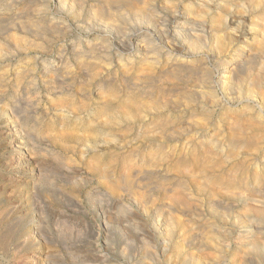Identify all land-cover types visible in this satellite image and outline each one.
I'll list each match as a JSON object with an SVG mask.
<instances>
[{"label":"rangeland","instance_id":"rangeland-1","mask_svg":"<svg viewBox=\"0 0 264 264\" xmlns=\"http://www.w3.org/2000/svg\"><path fill=\"white\" fill-rule=\"evenodd\" d=\"M22 2H25V3H22ZM80 2H82L85 6L91 3V1H89V0L88 1L87 0H80ZM26 3H28V4H26ZM10 4H12V6H15V10L18 11V12L15 11L16 13H19L23 6H25V7L27 6L25 8V11L29 8L28 10L30 11V13L28 10H27L28 12L27 11L26 12H27V15L30 17H26V18H27V20H32V21L39 20V18L37 16V12L40 9L47 8L46 13L49 14L48 17H50L52 15V13H54V11H55L53 0H23V1L0 0V5H1L0 8L1 9L4 8L5 6H11ZM20 6H21V8H20ZM236 9L237 8H235V9L233 8V10H232V8H231V14H234V16L239 17L237 19H240V20L248 19V16L246 15V13L244 14V12H242L241 10H238V9L236 10ZM32 10H33V12H31ZM34 10H36V12H34ZM236 12L238 14H236ZM228 17L230 18V20H229L230 22L227 20L229 22V26L234 27V25H236V24L235 23L233 24V22L231 21V20H234V18H231V16H228ZM182 18H183V15H180L179 20H182ZM18 19L19 18H17L15 21L17 22ZM68 19H71V18L69 17ZM18 22H21V20H18ZM67 22H68V20H67ZM71 25H72V23H71ZM82 26H83V24L81 23L80 27H82ZM72 27H71V32L74 31V32H72L73 34H78V32H80L79 30H81L80 28L77 29L76 26H75L76 28L74 26H72ZM245 29L248 30V25L244 26V22H243L242 31L246 32L247 30H245ZM238 31H240V28H239V30H237V32H236L237 34L235 33V34H232V36H231L232 40H233L232 44L233 45L235 44V48H237V46L240 45V42L241 43L242 42L246 43L248 41L250 42V39H251L249 34H247V35L245 34V36H243L242 33L238 32ZM19 32H20V30H19ZM29 33H30V35H29ZM31 33L33 34V32H30V31H28L27 33H22L23 36L24 35L26 36V37L24 36L25 41L28 42L26 44V45H28V48H29V49H26V51L29 53L28 56L33 57V54H34V52H36L35 50H37V47L40 46V48H41L43 46L40 50V53L42 54V58L39 59L38 63L42 62L43 58L47 59V63L39 64L36 67L37 69L34 67L32 70L33 73L34 72L37 73L36 74L37 75L36 81L38 80L36 82V85H37L36 89L32 90L35 92V93H33V96L32 95L31 96L25 95V98H23L22 96H18V95L16 96V94H14V93L12 94V89H11V87H9L11 84L10 81H13V78H14L13 72L15 73L20 68L17 65L18 63L16 62V59H14L17 56L16 57L10 56V58H9L10 60H8V57H7V58L3 59L5 62L2 60L0 63V74L2 76L5 75V76H3L4 82L2 81L3 87H2V90H0V92L2 91L0 93V97H1L0 98V233H1V238H0V264H145L147 262L149 264L150 263H153V264H165L166 263V264H168L169 263L168 261H170V264H173V262L174 261L176 262V259L178 260L179 258H180L179 260H183V259L185 260V258H186V260H188L187 257H193L194 253H195L194 258H195V255H197V258H199L198 259L199 261H206V262L208 261L209 262L210 260H208L209 259L208 257H210V256L208 254H207L208 256H203V255H206L205 253H210L211 250L216 251L217 249L216 250L212 249V247L210 245H208L209 244V242H208L207 245L210 246V249L206 250L208 248L206 246V242H207L206 239L203 240V242L205 244L203 243V246L202 245L199 246L200 240H201L200 237H206L207 234H208L207 235V237H208L209 233H211V231H214V228H216V229L218 228V230H216V231H219V229H220L219 232H222V233L225 232L224 233L225 235L229 230H231V231H229L230 233L231 232L236 233V231H241L240 235H244V236L248 235L251 232H255V231L256 232H262V235H264V221L262 222L261 227L259 229L254 228V226H256L255 224H253V225L251 224L250 216L253 213L251 214V211L248 209L250 205H249V203H248L249 201L246 199V197H243L242 195L240 196L238 194H231L230 195L228 193L226 194V192L225 193L221 192V194H220V192H218V191H221L222 189L219 190V188H216V191L218 193H215V190H214V192L211 190L212 194L215 193L214 195L211 194L213 197L212 198L211 195L209 194V192H210L209 189H211V187H213V186H211L210 184H208V186L205 184L206 187L202 186V185H204L203 182L205 181V178H206V181L208 183L207 177H209L211 175L219 176V172H221L220 177H226L225 174H227V176H228L232 172L236 171L238 168H242V172L237 174L238 178L241 177V183H242L241 186L248 187L249 184H251V183L254 184V183H256V181L257 182L260 181V178H253L252 173L253 172L254 173H264V171L263 172L261 171V170H264V168L261 167L262 164L259 163V161L256 163L257 165L251 164V161H249V159L251 157H248V156L249 155L251 156L252 152H250L249 150H248L249 152H246L247 148L244 149V147H242V148L244 149V151L246 150L245 152H243V150H241L242 148L238 149V151H237V149L232 151L225 144L226 139H227V137H225V136H228V134L230 132V129H229V131H227V129L229 127L231 128V125H229L231 120L230 119L227 120V118H225L226 117L225 114L223 115L224 117L222 115H220L223 113H226V114L228 113L227 116L229 115L230 117H233V114L235 115L236 113L241 112V109L243 110L245 107L247 109L251 108L249 106L254 107L253 111H258V108H257L258 106L254 105V101H251V102L248 101L247 102L246 100H249V98H247V96L245 97V94L242 95L243 92L241 94H239V96H237L236 94H232V95L231 94H228V95L225 94V96H224V93L222 91H220V89L218 87H217L218 89L216 87H214L212 90H210L211 92L208 90L209 91L208 96H210V93H211L212 97L211 96L210 97L212 99L206 95H204V97H199V96L197 97V95H193V99L192 98L188 99V98H185L183 93L180 94L181 96H179V94H175V96L168 94V97L167 96H166V98L164 97L165 100H164V98H162L163 101H166V99H168L167 100L168 104H166L167 102H165L164 105L161 104V106H160L161 108L158 110L160 112V116L158 118L161 120V118L163 117L162 120H165V119L170 120L167 123H168V126L171 124V126H169V128L173 129L172 132L167 131L166 134H164V136H163L162 132H159V135L161 134L159 136L157 134L158 131H155V132H157L156 133L157 135L154 134L153 128H151V125L149 124V117H150L149 114H148V116L143 117L142 121L144 124L142 126L143 127L142 132L140 134H138V132H137V128L139 125L137 124L136 121L132 122V120H133L132 118H126L127 119L126 121L124 120L125 119L124 118V119L120 120L121 122L115 121L116 124H115V122L114 123L112 122L113 123L112 125H115V126L114 127L111 126V123H110L111 127L109 126V124L107 125L108 126L107 127L105 124L106 121H104L105 123L103 124V120H105V118L102 117L103 119H101V117L95 116L89 109L96 106L97 104L103 103V101H106L107 104L116 105L121 101L120 100L121 98L122 99L124 98V96L127 92L132 91L131 83H129V82L125 83L122 81L120 83V81L118 80V78L119 79L121 78L119 76H120V74H121L120 72L122 70H121V68H118V64L114 61V60H116V57L114 59L113 51L111 50V56L109 57V59H106L107 61L105 59H101V58L98 60L96 66H95V71L96 72L98 71L97 73H99V72L100 73L96 74L97 76L96 75L91 76V74L89 75L87 73L86 74L81 73V72L79 73L77 71V68H75L76 67L75 60L73 61L75 55H73V53H71L70 51L65 50L66 48L62 49L64 51H61L60 53L63 56V61L61 62V66H60V68H58V71H59V74L62 72L60 75L63 78L60 80L59 79L60 75H58L59 78L58 77L55 78L51 74H48L49 77H47L48 75L40 77L39 72H40V68L43 67V65H46L47 69L51 70L53 68H57L55 65L57 63V61L55 60L56 57H54L55 54H54V56H52L51 53H48L49 50H51L50 49L51 47L49 48L50 42L47 39H46V41H48L49 43L44 41L45 38H47V37H45V38L41 37V39H40L39 35H37L35 33H34V35H32ZM35 35H36V37H35ZM90 36H92V35H90ZM87 37L88 36L83 35L84 39ZM236 41H238V42H236ZM107 44H108V42H107ZM114 45H115L114 42L110 43L111 49L113 48ZM33 46H34V48H32ZM50 46H51V43H50ZM54 49L56 50V47ZM206 50L207 49L204 48L205 53H206ZM214 52H215V50L211 52L212 55H211V53L206 54L207 57L205 55L204 56L202 55L201 56L202 58H200V62L198 61V63H197L199 70H201V69L205 70L207 68L206 70H208L207 72L210 73L211 77L217 75L218 70H220V68H221V66L218 64L220 61H222L225 58L224 55L219 54L217 56L218 53L215 52L216 53L215 54ZM84 53L87 54V51H84ZM13 59H14V61H13ZM217 59H219V60H217ZM108 62H109V64H108ZM14 64H16V67ZM102 64H103V66H101ZM105 64H107L108 66L107 65L105 66ZM110 64H111V66H110ZM199 65L202 67H200ZM4 66L6 67V69ZM7 66H9V67H7ZM65 67H67V68H65ZM98 67L101 68L103 71L101 69H98ZM69 68H70V70H68ZM13 70H15V71H13ZM64 71H65V73H63ZM68 72H69V74H68ZM71 74H73V76ZM65 75H68V76H65ZM85 76H87V78ZM37 77H39V78H37ZM44 78H47L48 81L49 80L50 81L47 82V80H45ZM53 78H55V79H53ZM76 78H78V79H76ZM104 78H107V79L104 80ZM108 78L110 79L109 81H108ZM51 79H53V80H51ZM56 79H58L59 81ZM80 79H81V82L85 81L86 83L85 82L80 83L79 82ZM82 79H84V80H82ZM5 80L7 81V83ZM62 80L64 81V83L67 82L66 83L67 85H65ZM112 80H114V81H112ZM72 81H73V83H72ZM56 82H59V83H56ZM49 83L50 84L53 83L52 84L53 86L50 85ZM107 83L108 84L111 83V84H115V85L108 87ZM44 85H45V88H44ZM47 86H50V87H47ZM67 86H70V88ZM101 86H102V88L100 89ZM58 87H60V88L57 90ZM62 87H63V90H61ZM64 87H66V88H64ZM111 87L115 90V92H113V93L110 92L109 88H111ZM168 87H171V85L170 84L167 85V88ZM0 88H1V86H0ZM47 88H49V89H47ZM53 88L56 89V92ZM118 88H119V90H118ZM188 89H189V91L192 90L191 88H187V90ZM53 90H54V92H53ZM59 90H61V91H59ZM98 90L99 91L102 90V91H100L101 93ZM10 91H11V93H10ZM77 91H79V92L77 93ZM5 93H6V95H5ZM36 93H38V94L40 93V94L38 95ZM58 93H60V95ZM63 94H64V96H62ZM80 94H82V95H80ZM101 94L107 95L108 97L103 96L105 98L104 99ZM56 95H58V96H56ZM7 96L11 99H9ZM14 96L16 98L18 97L17 99H19V100L26 99V98H27L26 100L29 99L28 101H25V102H28V105H27V103L24 104L25 107L26 106L28 107V108L26 107L27 112L22 113L23 115L25 113H27L26 117H25V115L23 116L21 113H18L16 111L12 112L15 107L19 108L22 105L20 103L22 101H17L15 103H18V105L16 104L15 107H13V109H12V104L14 106L15 103H13V102L16 100V98ZM59 96L60 97L62 96L61 99L59 98ZM66 96H69V97H66ZM171 96H172V98H171ZM182 96H184V98ZM227 96H229V98H226ZM72 97L76 98L77 100L78 99L79 100H85L88 106H87L86 110H84L85 113L83 112V113L79 114V116L76 115L77 114L76 113L75 114L76 116H73V117H72V114L67 113L68 117H66V119H65L62 114L66 115L65 114L66 112L61 111L60 107H58V108H54V107H57V102L59 101V99H60V101H62V99L65 100L64 98H66V99L71 98L72 99ZM207 97L210 99H208ZM240 97L244 100L238 99ZM12 98H14L13 101H11ZM56 98L58 101L56 100L57 102L55 104L54 100ZM205 98H206V100H205ZM207 99H208V101H207ZM96 100H98V101H96ZM189 100H190V102H188ZM203 100H205L206 102ZM48 101H49V103H48ZM209 101H210V103H209ZM32 103H34V105H32ZM182 103H184V104H182ZM197 103H198V105H197ZM246 103H247V105H246ZM256 103H257V101H256ZM185 104L188 106H186ZM30 105H32V106H30ZM169 105L173 106V107L171 108V107H169ZM244 105H245V107H244ZM50 106H52V107H50ZM199 106L201 108H205V109L207 108L206 111H208L209 114H207L208 112H206L205 115H204V113L200 114L199 111L201 108ZM239 108H240V110H238ZM246 108L244 109L245 111L247 110ZM29 109H30V111H29ZM187 109L189 112L192 109L195 110V111H193V110L191 111L193 115H191V116L188 115ZM211 109H212V111H210ZM57 110H58V112H57ZM224 110H225V112H224ZM237 110H238V112H237ZM51 111H52V113H50ZM53 112L54 113L56 112L57 115L54 114ZM60 112H62V114H60ZM194 113H196V114H194ZM185 114H187V115H185ZM59 115L61 117H59ZM145 117H146V119H145L146 121L144 120ZM165 117H167V118H165ZM185 117L187 119H185ZM220 117L222 119L224 118L223 121ZM22 118H23V121H22ZM60 118H62V119L60 120ZM73 118H75V119H73ZM77 118H79V119H77ZM96 118H98V119H96ZM190 118H192V120H190ZM91 119H92V121H93V119H95V122H92ZM100 119L102 121H99ZM193 119H194V121H196V123H193ZM243 119L244 118H242V120ZM81 120H83V121H81ZM85 120L86 121L88 120V121L86 122ZM130 120H131V122H128ZM186 120H188V121L185 123L184 121H186ZM39 121H40V123H39ZM60 121L63 123H61ZM36 122L38 123V125ZM89 122H90V124H89ZM169 122H171V123L169 124ZM50 123L53 124V127H49V129H46L47 125ZM96 123H97V125H95ZM98 123L99 124L102 123L104 128L102 127V124H100V126H99ZM118 123H120V124H118ZM187 123H188V126H186ZM18 124H20V126ZM32 124H33V126H32ZM85 124L86 125L88 124L89 127L92 124V126L95 127L94 129L100 127L103 130V133L107 132L109 134H112V135L108 134L109 139L111 137H114V138L118 137L117 138L118 140L113 139V138H111L109 140V139H107L108 136H105L103 133H101V136H98V138L96 139L97 136H95L94 134L95 133H96V135H100V134L99 133L97 134V132L95 130L91 129V128H93L92 126L90 128H85ZM189 124H190V126H189ZM175 125H177V128ZM182 125H183V127H182ZM27 126H29L30 128ZM43 126L45 128H43ZM200 126L202 128H200ZM16 127L20 128V129L17 128L19 133L15 132L14 128H16ZM146 127H147V129H146ZM149 127L151 129H149ZM189 127H190V129H189ZM23 128H25L24 130H27V128H28V130L26 131L27 133L23 130ZM127 128H129V129H127ZM185 128H186V130H185ZM34 129H37L36 131H38V132H36ZM72 129L74 131L76 130L75 132H79V133L82 132L83 135L79 134V133H75L74 131L71 132ZM130 129H131V131H129ZM180 129L181 130L184 129L186 132L182 130L183 132L181 131L182 132V134H181ZM41 130L43 131L42 133H41ZM21 131L24 132V136L27 134V137L25 136L26 138L23 135H20V134H22ZM85 131H87V134L85 133ZM93 131L95 132L94 134H93ZM178 131H179V133H178ZM29 132L33 136L31 134H29ZM56 132L60 133L59 136ZM61 132L64 133L63 135L65 136V138L69 137L70 133L71 134H77V135L81 136L84 139V141L81 140L82 143L84 142L83 145H82V143L75 142V140H73V139H71L73 141H71L70 139H67L66 144L69 147H70V145H72L71 148H73V149L68 150L69 147H67V145L65 144L64 149L66 151L63 150L62 149L63 146L59 143H55L57 140L54 141L55 139L53 140L51 138V137H56L57 139L58 138L62 139L60 137V135H62ZM89 132H91V134ZM148 132L150 134L153 133L152 136L150 134L148 135V136H151L152 138L147 136ZM38 133H40L41 136ZM44 133L49 134L50 138L48 135H47L48 137L45 136ZM135 133H137L138 135H136ZM169 133H171V134H169ZM199 133L201 135L202 134L203 135L202 136L199 135L201 137H199V136L196 137ZM28 134L31 135L32 137H30ZM43 134H44V136H42ZM142 134L146 135V137L144 135L141 137ZM193 134H194V136H193ZM211 134H213V136H215L218 140L222 141V144L220 145V148H219L220 150L213 151V154L215 153L216 156H218V157H216L215 154L214 155L208 154L209 155L208 156L205 148L199 147L197 145H196L197 147L193 148L195 145L191 144V143H194L191 141H194L195 138L197 141H199V140L201 141L202 138H203V140H205ZM220 134H222V136ZM66 135H67V137H66ZM91 135L92 136L94 135L95 137L94 136L92 137ZM34 136H36V137H34ZM87 136H89V137H87ZM103 136L106 138H104ZM91 137L93 139L95 138L94 140L92 139L94 142H92ZM157 137H158V139H157ZM160 137H162L163 139L159 140ZM164 137H165V139H164ZM168 137H169V139H168ZM182 137L185 138L184 139L185 141H183ZM47 138L50 139L51 143ZM86 138H89V139H86ZM101 138H103V139H101ZM131 138L135 141H130V140H132ZM172 138H174V139H172ZM170 139H172V140H170ZM87 140H89V141H87ZM111 140L113 141L112 143L109 142ZM32 141H33V143H32ZM68 141H69V144H68ZM117 141H119L118 142L119 144H117ZM153 141H155V142H153ZM223 141H225V142H223ZM57 142H59V141H57ZM73 142L78 143V145L77 144L74 145L75 143L71 144ZM126 142H129V143H126ZM142 143H143V145H142ZM183 143H186V144H183ZM85 144L87 145L86 148L84 147ZM79 145H80V147H79ZM117 145L119 146V148ZM159 145H160V147H159ZM263 145H264V143H263ZM27 146H29L30 148ZM33 146L35 148H32ZM81 146L84 148H81ZM133 148H135V149H133ZM263 148H264V146L262 147V149L260 148L261 149L260 151H263V152H261V154L264 153ZM25 149H27V150L31 149L29 151L30 153L28 154V151L25 152ZM40 149L42 150V152L39 151ZM204 149H205V151H204ZM226 149L230 150L229 151L230 154L227 153L228 150L226 151ZM129 151L131 154L129 153ZM155 151H156V153H155ZM163 151H166L165 153L167 155ZM203 151H204V154H203ZM219 151H220V154H219ZM43 152H45V153H43ZM52 152H53V154H52ZM147 152L149 154H147ZM37 153H38V155H37ZM40 153H43V154L41 155ZM231 153H233V154H231ZM44 154H47L48 156L45 155V157H44ZM142 154L144 156H142ZM226 154L227 155L229 154L228 158H226L224 156ZM30 155H31V157H30ZM40 155L42 156V158H40L41 157ZM58 155L59 156L61 155V156L59 157ZM129 155H130V157H133V159L135 160L132 162V164L134 166L133 171L134 172L136 171L139 173V174H137L135 172L137 175H134L135 173L133 174V176H135L133 179L138 180V181L133 180L134 181L133 185L135 184L134 185L135 187L133 186V189L136 191L138 190L137 192L140 193L141 195L143 194L142 195L143 196L142 201L144 199H146V197H147L145 202H142L139 200L137 201L136 199L134 200L133 199L134 196L132 194L131 195L128 194L129 192H127L124 188H122V187L119 188L117 186V183H119V182H117L116 179L119 178L120 172L121 171L123 172V170H122L123 168L121 167V165H119L121 158H123L125 156H129ZM188 155L189 156L193 155L192 156L193 159L197 158V164H195V161L193 162L191 160V157H189ZM235 155H236V157H234ZM34 156H37V157H34ZM54 156H57L56 158L58 161H56V162L58 164L55 163L56 158H54ZM112 156H113V158H112ZM152 156H154V157H152ZM203 156H204V158H203ZM52 157L54 159H52ZM142 157H144V158H142ZM148 157H151L152 159L150 158L151 160H149ZM205 157H206V159H205ZM209 157H211V158H209ZM217 158H220V159H218L219 163L216 160ZM221 158H222V160H221ZM223 158H226L225 159L226 161ZM40 159H41V161H40ZM65 159H67L66 160L67 162H65ZM141 159H143V160L147 159V162L150 161V163H147L144 165L138 164V163H140ZM153 159L154 160L159 159L160 161L159 160H158L159 162L154 161ZM176 159H177V161H176ZM208 159H209V161H208ZM59 160H60V163L62 162L64 164L59 165ZM138 160H139V162H138ZM161 160H165V161L164 162L162 161L163 162L162 163ZM181 160H185V162L188 160L186 162L187 169L191 166L190 169H188V173L190 172V170H192L191 171L192 173L193 172L196 173V171H197V173L195 175L193 174L194 176H192V173H190L191 175L187 176L188 174L186 172H182L180 170V171H177V173L178 174L180 172L181 173L179 175H176V172L174 173L173 170L174 171L177 170L176 167H178V162ZM42 161H44V162H42ZM89 161H91V162H89ZM207 161L208 162L212 161L211 163L214 162L213 164H217V165L207 163ZM222 161H224V164ZM238 161H241L242 163L241 162L238 163ZM92 162H93V164L95 163V165H98V167L101 168L102 172L104 174H106L107 176L103 175L101 177L98 175L97 172H95V171L92 172V168H93ZM135 162H137V163H135ZM87 163L91 164V165L89 164V166L91 167V170H90V167L88 166ZM104 163L106 165L109 163L110 164L106 166ZM154 163H158V164H154ZM204 163H206V164H204ZM38 164H40V165H38ZM193 164H195L196 166ZM199 164H200V166H202V164H203L206 167L208 165L207 168H205V166L200 167V169L203 168L202 169L203 170V174H202L203 176L199 175L202 172V170L199 169V166H198ZM145 165H146V167H145ZM237 165H238V167H237ZM105 166L109 169L106 170ZM149 166H150V168H149ZM194 166L198 167L197 168L198 170ZM209 166L210 167L213 166V168L211 167V169H209ZM102 167H104V168H102ZM218 167H220V168H218ZM145 168H148V169H145ZM173 168H175V169H173ZM245 168H246V170H245ZM258 168H260V169H258ZM41 169H42V172H41ZM103 169H105V170H103ZM212 169H213V171H212ZM38 170L40 171V173H38L39 172ZM109 170H111V171H109ZM148 170H150V171H148ZM251 170H253V171H251ZM106 171H107V173H106ZM140 171H141V173H140ZM211 171H212V173H211ZM108 172H112L113 176L111 173H108ZM117 172H118V174H116ZM198 172H200V173H198ZM227 172L228 173L230 172V173L228 174ZM40 174H41V176H39ZM140 174L141 175L143 174V175L141 176ZM162 174H164V175L162 176ZM138 175H140V177H138ZM115 176L118 178H116ZM136 176L138 179L136 178ZM145 176H146V178H145ZM174 176H177V177L174 178ZM186 176L187 177L191 176V177L195 178L196 180L198 179L199 182H197V184L193 185L192 182L196 183L195 182L196 180L195 179H194V181L189 180ZM112 177H114V178H112ZM109 178L115 180L117 183L114 182L113 180H110ZM151 178H153L152 182H151ZM154 178H156V179H154ZM168 178L169 179L173 178V179H172V181H170L171 179L168 180ZM161 179H163V181L164 180L165 181L163 182ZM202 179H203V182H202ZM157 180H158V182H157ZM179 180L180 181L184 180L183 182H186L188 184L187 185L185 183L187 186L185 185V189L183 190L184 201L189 202V199L192 201V203H188V206H187L188 208H185V210L190 209L192 204L196 205L195 208H194L195 205L194 206L192 205L193 208L191 207L190 210H187L189 212L184 211V206L179 207L180 205H177L179 208L177 206L175 208V206L171 205V202L169 203L167 201V199H168L167 197H169V199H171L170 194L175 192V190H174L175 188H172V187L173 186L175 187L176 182H178ZM118 181H119V179H118ZM148 181H149V183H148L149 185L147 184ZM160 181H162V182H160ZM190 181H192V182L190 183ZM200 181L203 184L200 183ZM172 183H173V185H172ZM198 183L202 184V185H200L201 187L199 186L200 188L198 187V185H199ZM146 184L148 185V187ZM154 184L156 185V187H158L157 185L160 184L159 187L161 190H159V192H156V191H158L159 188L155 187V190H154L153 189L154 187L153 188L151 187V186H154ZM110 185H112V186L109 187ZM113 185H114V187L117 186L118 189H116L114 191L112 189ZM209 185H210V187H209ZM145 187H147V188L145 189ZM186 187L187 188L190 187V188L187 189ZM201 188L203 189V192L205 193V195L202 192ZM213 188L215 189V187H213ZM164 189H166V191H167V192L164 191L165 193H169V191L171 190V193L167 194L169 196L166 195L167 196L166 197V196L162 195ZM145 190L148 192V195L145 192ZM234 190H236V188ZM207 191H209V192H207ZM155 192H156L157 197L154 194ZM206 193H208L207 196H206ZM233 193H235V192H233ZM186 195H188V196L184 197ZM217 195H219V196H217ZM227 195H228V197H227ZM144 196H145V198H144ZM171 196H172V194H171ZM214 196H216V197L214 198ZM222 197H224V198H222ZM235 197H237V198H235ZM207 198H210L211 204H210V200ZM231 198H232V201H231ZM238 198L240 201L235 200ZM240 198H242V200ZM163 199H165L167 202ZM217 199L218 200L220 199L221 201L219 202ZM194 200L197 201V203ZM208 200H209V205H208ZM229 200L231 203L229 202ZM212 201L215 204L212 203ZM222 201L223 202L226 201L225 202L226 204L223 203ZM235 202H236V204H235ZM168 203H169V205H167ZM141 204H143V205H141ZM189 204H190V206H189ZM222 204H224V206ZM228 204L230 205V207L228 206ZM197 205H199V206H197ZM211 205H212V207H211ZM214 205H216V206H214ZM168 206L171 208H168ZM239 206H241L242 208ZM244 206L246 209L244 208ZM180 208H182V209H180ZM172 209H174V210H172ZM214 209L219 211V212L215 211ZM221 209H223L224 211L222 212ZM170 210L173 213L171 216L173 217V223L175 225L174 230H173V234H174V232H175V234L172 235V237L169 236V238H170L169 239L165 233V228L162 227L161 224H165L163 222L165 221V217H167V214H169L171 212ZM165 211H168V212H165ZM249 211H250V213H249ZM144 213H146V214H144ZM223 213H225V215L221 216V214L223 215ZM221 217H222V220H221ZM242 217H243V219H242ZM176 218H177V220H176ZM245 218H248V219H245ZM239 219H240V221H239ZM241 220H242V222H241ZM248 220H250V221H248ZM178 221H179V223H177ZM205 221H208L209 223L205 222ZM180 223H181V225L180 226L178 225L176 227V225L180 224ZM203 224L205 227L207 225L211 224L212 227L209 225L210 227L209 226L208 227L210 229L208 227L205 228L204 226H202ZM153 226H154V228H153ZM213 226H214V228H213ZM250 226H252V228H250ZM150 227H151V229H150ZM203 227L205 228V230H203L204 229ZM193 228H194V231H197V232H194ZM211 228H213V229H211ZM183 229H185V230H183ZM224 229L225 230L227 229L228 231H225ZM200 230H202V232ZM209 230H210V232H209ZM199 231H200V233H199ZM203 231H205V232L208 231L209 233L207 232L206 235L205 234L200 235L201 233H205ZM177 232H178V235H177ZM185 232L187 233V235ZM183 234H185V236ZM2 235H4V236H2ZM165 235L167 238H165ZM203 235H205V236H203ZM235 235H237V234H235ZM7 236H8V238H7ZM15 236L17 238H15ZM4 237H6V238H4ZM193 238H195V239H193ZM232 238L228 241L229 243L226 242V245L228 244V247H227L228 249L225 248V249L221 250V253L219 250H217V252H215L216 254L214 253V255H216V257H217V254L220 257V258H218V257L216 258V259H218V260H216L217 262L218 261L222 262V260H223V262H222L223 264H227V263L232 264L231 263L232 261L230 260L231 259L230 255H232V254L237 255V253H239L238 251L241 250V249H236L238 247L237 242L234 241V237H232ZM161 239H163V240H161ZM185 240H187V241H185ZM198 240H199V244H198ZM1 241H2V243L5 242L4 244H6V243L7 244L2 245ZM160 243L162 244V246ZM201 243H202V240H201ZM165 244H166V246H164ZM163 246H164L165 251L162 250ZM180 246H181V248H180ZM198 246L201 247L199 249V251H198V248H199ZM244 247L245 246H243L242 248L246 249ZM202 248L205 251L202 250L201 253H203V251H204L205 252L204 254L200 253V250ZM175 250H177L176 251L177 255H176ZM178 250H179V252L180 251L181 252L179 253ZM206 251H209V252H206ZM178 253L180 256L178 255ZM219 253H220V255H219ZM185 254L187 255V257L185 256ZM222 254H224L225 257L222 256ZM175 255L178 257L175 258L176 257ZM182 255H184L185 257H183ZM188 255H190V256H188ZM200 255L203 256V258L205 257V260H203V258ZM262 255H264V254H262ZM262 255H260V256H262ZM200 257H201V259H200ZM253 257H255V256H252V258ZM259 257L256 256L255 258H253L252 264H258V262L256 260ZM164 261H165V263H163ZM175 262H174V264H176ZM209 263H211V262H209ZM222 263H219V264H222Z\"/></svg>","mask_w":264,"mask_h":264},{"label":"bare ground","instance_id":"bare-ground-1","mask_svg":"<svg viewBox=\"0 0 264 264\" xmlns=\"http://www.w3.org/2000/svg\"><path fill=\"white\" fill-rule=\"evenodd\" d=\"M19 1H23V0H19ZM88 1V0H87ZM91 1L90 4L88 5H84L82 2H80V0H53L54 2V13H52V17H48L49 14L46 13L47 11V8H44V9H40L38 12H37V16L39 18V20H35V21H32V20H27L26 17H30L27 15V12L25 11V6L22 7V9L20 10L19 13H16L18 12L17 10H15V6H12V4H10L11 6H5L4 8H0V63L3 59L7 58L8 57V60H10V56L12 57H16L14 59H16V62L18 63V67L19 70H17L15 73L13 72V81H10V86L11 89H12V94H16V96H22L23 98H25V95H32L33 96V93H35L34 91L32 90H35L37 85H36V72H32L33 68L37 67V65L39 64H44V63H47V59H44L42 60V62L38 63L39 62V59L42 58V54L40 53V46L37 47V50H35L36 52H34L33 54V57H29L28 56V52L26 51V49H29L28 48V45H26L28 42L25 41L24 39V36L22 33H27L28 31L30 32H33L32 35L37 34L40 36V39L41 37L45 38L44 41H46V39L51 43V46H50V43H49V48L51 50H49L48 53H51L52 56H55V60L57 61V63L55 64L57 68H53L51 70H48L47 69V66L46 65H43V67L40 68V72H39V75L40 77L41 76H45V75H48V74H51L52 76H54L55 78L58 77L59 74V71H58V68H60L61 66V62L63 61V56L61 55V51H64L62 49H65V50H68L70 51L71 53H73V55H75L73 61L75 60V63H76V67L77 68V71L80 73H87V74H91V76H95L96 74H99L95 71V66L98 62V60L101 58V59H109V57L111 56V50L113 51V55H114V59L116 57V60H114L117 64H118V68H121V74L119 77H121L120 79L118 78V80L122 82H129L131 83V88H132V91L131 92H127L124 96V98L122 99L121 97V101L116 104V105H111V104H107L106 101H103V103L101 104H97L96 106L90 108L89 110L97 117H101V119H103L102 117L105 118V120H103V124L105 123L104 121H106V126L109 124L110 126V123H111V126H115V125H112L115 121H120L122 119H124L125 121L127 120L126 118H132V122L136 121L137 124L139 125L138 128H137V132L138 134H140L142 132V129H143V117L144 116H148L149 114V124L151 125V128H153V133L156 134L157 132L155 131H158V135H159V132H162L163 133V136L164 134H166L167 131L169 132H172L173 129L169 128V126H171V122H169V126H168V121L170 120H161L158 118L160 116V112L158 111L161 107V104L164 105L165 102H167L168 99H166V101H163L162 98H166V96L168 97V94L170 95H174L175 94H179V96H181L180 94H184L185 98H192L193 99V95H197V97H204V95L208 96V92L210 90H212L214 87H218L220 89V91H222L224 93V96L225 94H236L237 96H239V94H241L242 92V95L245 94V97L247 96V98H249V100H246L247 102H251V101H254V105L258 106V111H253V108L252 106H249L251 108H246L245 105L244 107L247 109L246 111L243 109H241V112L239 113H236L235 115L233 114V117H230L229 115L227 116L226 113H223V114H220V115H226L225 118H227V120H231L230 121V124L231 125V128L229 127L227 129V131H229L230 129V132L228 134V136H225L227 137L226 139V145L232 150H236L238 151V149L244 147V149L247 148V151L246 152H252L251 153V156L249 155L248 157H251L249 159V161H251V164L254 165L256 164L258 161L259 163L262 164V168H264V153L261 154V152L263 151H260L262 149V147L264 146L263 143H264V0H89ZM22 3H25V2H22ZM28 4V3H26ZM8 5V4H7ZM1 6V5H0ZM88 6V7H87ZM21 8V6H20ZM231 8L233 10V8H237L238 10H241L242 12H244V14L246 13V15L248 16V19L246 20H240V19H237L239 17H236L234 16V14H231ZM33 9V8H32ZM236 9V10H237ZM31 10V9H30ZM16 11V12H15ZM33 12V10L31 11ZM34 12H36V10H34ZM49 12V11H48ZM233 12V11H232ZM235 12V11H234ZM30 13V11H29ZM236 14H238L236 12ZM30 15V14H29ZM180 15H183V18L182 20H179V17ZM228 16H231V18H234V20H231L233 22V24L235 23L236 25H234V27L232 26H229V20L230 18ZM246 16V17H247ZM71 18V19H68V18ZM17 18H19L18 20H21V22H17L15 21ZM21 18V19H20ZM32 19V18H31ZM14 20V21H13ZM23 20V21H22ZM68 20V22H67ZM229 22H228V21ZM228 22V23H227ZM244 22V26H247L248 25V30L246 32L245 31H242V24ZM72 23V25H71ZM75 23V24H74ZM81 23L83 24L82 27L81 26ZM246 24V25H245ZM232 25V24H231ZM72 26H76L77 29L80 28L81 30H79L80 32H78V34H73L72 31L71 32V27ZM75 27V28H76ZM73 28V27H72ZM240 28V31L238 32H241L243 36H245V34H249L250 35V42H240V45L237 46V48H235V44L233 45L232 42V34H235L237 32V30H239ZM244 29V28H243ZM18 30V31H17ZM20 30V32H19ZM237 34V33H236ZM28 35V34H27ZM30 35V33H29ZM83 35L85 36H88L87 38H83ZM92 35V36H90ZM26 37V36H25ZM34 37V36H33ZM36 37V35H35ZM109 39H108V38ZM246 39V38H245ZM245 41V40H244ZM108 42V44H107ZM114 42L115 45L113 46V48L111 49L110 47V43ZM238 42V41H236ZM56 47V50L54 49ZM207 47V48H206ZM34 48V46L32 47ZM204 48L207 49L206 50V53L204 52ZM39 49V50H38ZM217 54V56L219 54H222L224 55V59L222 61H218L219 64L221 66L220 70H218V73L216 76H210V73H208L204 67V69L206 70H199L198 68V61L200 62V58H202L201 56L205 55L206 54H210L212 51H214ZM84 51H87V54L84 53ZM59 52V53H58ZM214 52V53H215ZM215 53V54H216ZM38 54V55H37ZM212 55V53H211ZM209 56V55H208ZM221 56V55H220ZM219 56V57H220ZM207 57V56H206ZM33 58V59H32ZM49 58V57H48ZM204 58V57H203ZM214 58V57H213ZM13 59V61H14ZM32 59V60H31ZM111 60V59H110ZM219 60V59H217ZM4 61V60H3ZM107 61V60H106ZM109 61V60H108ZM5 62V61H4ZM50 62V61H49ZM48 62V63H49ZM66 62V61H65ZM217 62V63H218ZM20 63V64H19ZM103 63V62H102ZM52 64V63H51ZM64 64V63H63ZM100 64V63H99ZM109 64V62H108ZM116 64V65H117ZM8 65V64H7ZM15 67H16V64H14ZM13 65V66H14ZM54 65V64H53ZM54 65V66H55ZM75 65V64H74ZM107 64H105L106 66ZM113 65V64H112ZM49 66V65H48ZM63 66V65H62ZM100 66V65H99ZM103 66V64L101 65ZM108 66V65H107ZM111 66V64H110ZM200 66V65H199ZM204 66V65H203ZM5 67V66H4ZM9 67V66H7ZM11 67V66H10ZM31 67V68H30ZM202 67V66H200ZM49 68V67H48ZM64 68V67H63ZM62 68V69H63ZM67 68V67H65ZM97 68V67H96ZM106 68V67H105ZM109 68V67H108ZM2 69V68H1ZM6 69V67H5ZM37 69V68H36ZM98 69H101L98 67ZM219 69V68H218ZM11 70V69H10ZM9 70V71H10ZM67 70V69H66ZM70 70V68L68 69ZM72 70V69H71ZM102 70V69H101ZM110 70V69H109ZM117 70V69H116ZM15 71V70H13ZM103 71V70H102ZM71 72V71H70ZM211 72V71H210ZM65 73V71L63 72ZM102 73V72H101ZM105 73V72H104ZM69 74V72H68ZM7 75V74H6ZM73 76V74H71ZM76 75V74H75ZM83 75V74H82ZM118 75V74H117ZM5 76V75H3ZM3 76L0 74V90H2V81H3ZM64 76V75H63ZM65 76H68V75H65ZM97 76V75H96ZM106 76V75H105ZM112 76V75H111ZM10 77V76H9ZM49 77V75L47 76ZM77 77V76H76ZM87 78V76H85ZM115 77V76H114ZM113 77V78H114ZM5 78V77H4ZM7 78V77H6ZM39 78V77H37ZM43 78V77H42ZM53 78V79H55ZM59 78V77H58ZM63 77H61L60 75V80L62 79ZM84 78V77H83ZM101 78V77H100ZM111 78V77H110ZM112 78V79H113ZM116 78V77H115ZM10 79V78H9ZM45 80L48 81L47 78H44ZM51 79V80H53ZM71 79V78H70ZM78 79V78H76ZM85 79V78H84ZM82 79V80H84ZM107 79V78H104V80ZM8 80V79H7ZM44 80V81H45ZM58 80V79H56ZM72 80V79H71ZM89 80V79H88ZM110 79L108 78V81ZM6 81V80H5ZM59 81V80H58ZM63 81V80H62ZM92 81V80H91ZM97 81V80H96ZM95 81V82H96ZM114 81V80H112ZM111 81V82H112ZM118 81V82H119ZM4 82V81H3ZM40 82V81H39ZM80 83L82 82H85V81H82L81 82V79L79 81ZM100 82V81H99ZM98 82V83H99ZM103 82V81H102ZM7 83V81H6ZM56 83H59V82H56ZM55 83V84H56ZM64 83V81H63ZM67 83V82H66ZM66 83H64L65 85H67ZM71 83V82H70ZM73 83V81H72ZM86 83V82H85ZM94 83V82H93ZM5 84V83H4ZM42 84V83H41ZM50 84V83H49ZM53 84V83H52ZM50 84V85H52ZM89 84V83H88ZM171 85V87H168L167 88V85ZM64 85V86H65ZM70 85V84H69ZM75 85V84H74ZM101 85V84H100ZM108 87L109 86H113L115 84H111V83H107ZM126 85V84H125ZM53 86V85H52ZM47 87H50V86H47ZM70 88V86H67ZM75 87V86H74ZM98 87V86H97ZM130 87V86H129ZM44 88H45V85H44ZM52 88V87H51ZM50 88V89H51ZM60 87L57 88V90L59 89ZM66 88V87H64ZM78 88V87H77ZM99 88V87H98ZM102 88V86L100 87V89ZM124 88V87H123ZM187 88H191L192 90L189 91V89L187 90ZM217 88V89H218ZM49 89V88H47ZM54 89V88H53ZM130 89V88H129ZM6 90V89H5ZM55 92H56V89H54ZM53 90V92H54ZM61 90H63V87L61 88ZM59 90V91H61ZM70 90V89H69ZM68 90V91H69ZM110 92L113 93L115 92V90L111 87L109 88ZM119 90V88H118ZM123 90V89H122ZM121 90V91H122ZM209 90V91H208ZM58 91V92H59ZM76 91V90H75ZM80 91V90H79ZM77 91V93L79 92ZM82 91V90H81ZM99 91V90H98ZM102 91V90H100ZM99 91V92H100ZM125 91V90H124ZM2 92V91H1ZM0 92V93H1ZM5 92V91H4ZM37 92V91H36ZM52 92V91H51ZM52 92V93H53ZM83 92V91H82ZM211 92V91H210ZM213 92V91H212ZM11 93V91H10ZM49 93V92H48ZM61 93V92H60ZM60 93H58L60 95ZM101 93V92H100ZM119 93V92H118ZM124 93V92H123ZM238 93V94H237ZM3 94V93H2ZM38 94V93H36ZM40 94V93H39ZM38 94V95H39ZM72 94V93H71ZM70 94V95H71ZM6 95V93H5ZM35 95V94H34ZM69 95V96H70ZM78 95V94H77ZM76 95V96H77ZM82 95V94H80ZM97 95V94H96ZM100 95V94H99ZM102 97L104 96H107V95H104V94H101ZM36 96V95H35ZM58 96V95H56ZM64 96V94L62 95ZM61 96V97H62ZM69 96H66V97H69ZM119 96V95H118ZM117 96V97H118ZM178 96V95H177ZM176 96V97H177ZM184 96H182L184 98ZM210 96H211V93H210ZM208 96V97H210ZM8 97V96H7ZM15 97V96H14ZM61 97L59 96V98L61 99ZM101 97V98H102ZM103 97V98H104ZM108 97V96H107ZM114 97V96H113ZM116 97V98H117ZM207 97V98H208ZM212 97V96H211ZM210 97V98H211ZM235 97V96H234ZM1 98V97H0ZM6 98V97H5ZM9 98V97H8ZM16 98V97H15ZM18 98V97H17ZM13 102H17V101H22L20 102L21 106L19 108H16L15 105L18 103H15L14 106L12 104V109L13 107L14 111L18 112V113H24V112H27L26 110V107L24 104L27 103L28 105V102H25V101H28L26 99H22V100H19L17 99ZM34 98V97H33ZM79 98V97H78ZM81 98V97H80ZM83 98V97H82ZM111 98V97H110ZM109 98V99H110ZM119 98V97H118ZM164 98V100H165ZM172 98V96H171ZM181 98V97H180ZM208 98V99H210ZM226 98H229V96H227ZM231 98V97H230ZM7 99V98H6ZM11 99V98H9ZM14 98H12L11 101H13ZM51 99V98H50ZM59 101L57 100V98L54 100V103L56 104L57 102V107H54V108H58L60 107V110L63 111V112H66L64 114H62V112H60V114L63 115V117L66 119L67 116V113L69 114H72V117L73 116H76L81 113H85L84 110H86L87 108V103L85 100H77L76 98H73L72 99H66L64 98L65 100L62 99V101ZM105 99V98H104ZM103 99V100H104ZM207 99V101H208ZM212 99V98H211ZM233 99V98H232ZM238 99H242L241 97L238 98ZM39 100V99H38ZM52 100V99H51ZM50 100V101H51ZM57 100V101H56ZM178 100V99H177ZM206 100V98H205ZM203 100V101H205ZM244 100V99H242ZM10 101V100H9ZM98 101V100H96ZM95 101V102H96ZM113 101V100H112ZM179 101V100H178ZM257 101V103H256ZM38 102V101H37ZM53 102V101H52ZM51 102V103H52ZM173 102V101H172ZM190 102V100L188 101ZM202 102V101H201ZM206 102V101H205ZM213 102V101H212ZM49 103V101H48ZM109 103V102H108ZM116 103V102H115ZM192 103V102H191ZM194 103V102H193ZM210 103V101H209ZM30 104V103H29ZM37 104V103H36ZM168 104V102L166 103ZM165 104V105H166ZM184 104V103H182ZM195 104V103H194ZM245 104V103H244ZM32 105H34V103H32ZM30 105V106H32ZM186 105V104H185ZM198 105V103H197ZM216 105V104H215ZM247 105V103H246ZM56 106V105H55ZM168 106V105H167ZM188 106V105H186ZM185 106V107H186ZM194 106V105H193ZM18 107V106H17ZM52 107V106H50ZM169 107H173V106H170ZM190 107V106H189ZM200 107V106H199ZM203 107V106H202ZM28 108V107H27ZM53 108V109H54ZM89 108V107H88ZM180 108V107H179ZM201 108V107H200ZM243 108V107H242ZM194 109V108H193ZM192 109V110H193ZM197 109V108H196ZM199 109V108H198ZM207 109V108H206ZM205 108H201L199 113L200 114H203L205 115L206 111ZM163 110V109H162ZM181 110V109H180ZM184 110V109H183ZM191 110V111H192ZM230 110V109H229ZM240 110V108L238 109ZM237 110V112H238ZM2 111V110H1ZM5 111V110H4ZM30 111V109H29ZM46 111V110H45ZM186 111V110H185ZM188 111V109H187ZM189 112L188 111V115H193L192 112ZM195 111V110H193ZM212 111V109L210 110ZM47 112V111H46ZM58 112V110H57ZM75 112V113H74ZM87 112V111H86ZM89 112V111H88ZM182 112V111H181ZM225 112V110H224ZM229 112V111H228ZM52 113V111L50 112ZM54 113V112H53ZM77 113V114H76ZM197 113V112H196ZM194 113V114H196ZM198 113V114H199ZM17 114V113H16ZM26 114L25 113V117H26ZM29 114V113H28ZM56 114V112L54 113ZM76 114V115H75ZM146 114V115H145ZM209 114V112L207 113ZM230 114V113H229ZM23 115V114H22ZM23 115V116H24ZM57 115V114H56ZM187 115V114H185ZM21 116V115H20ZM22 116V117H23ZM81 116V115H80ZM84 116V115H83ZM31 117V116H30ZM29 117V118H30ZM59 117H61L59 115ZM70 117V116H69ZM92 117V116H91ZM208 117V116H207ZM210 117V116H209ZM224 117V116H223ZM32 118V117H31ZM94 118V117H93ZM158 118V119H157ZM167 118V117H165ZM189 118V117H188ZM221 118V117H220ZM242 118H244L242 120ZM42 119V118H41ZM51 119V118H50ZM62 118H60L61 120ZM75 119V118H73ZM79 119V118H77ZM98 119V118H96ZM99 120V121H102V120ZM146 119V117L144 118V120ZM185 119H187L185 117ZM222 119V118H221ZM224 119V118H223ZM222 119V121H223ZM43 120V119H42ZM123 120V121H124ZM128 121V122H131ZM190 120H192V118H190ZM189 120V121H190ZM226 120V119H225ZM224 120V121H225ZM22 121H23V118H22ZM50 121V120H49ZM63 121V120H62ZM83 121V120H81ZM86 121V120H85ZM88 121V120H87ZM86 121V122H87ZM92 121V119H91ZM90 121V122H91ZM97 121V120H96ZM146 121V120H145ZM188 120L184 121L185 123L187 122ZM12 122V121H11ZM25 122V121H24ZM55 122V121H54ZM61 122V121H60ZM64 122V121H63ZM61 122V123H63ZM73 122V121H72ZM75 122V121H74ZM85 122V123H86ZM89 122V124H90ZM92 122H95V119H93ZM91 122V123H92ZM113 122V123H112ZM121 122V121H120ZM135 122V123H136ZM183 122V123H184ZM192 122V121H191ZM203 122V121H202ZM227 122V121H226ZM30 123V122H29ZM28 123V124H29ZM37 123V122H36ZM40 123V121H39ZM42 123V122H41ZM60 123V124H61ZM69 123V122H68ZM134 123V124H135ZM193 123H196V121H194L193 119ZM223 123V122H222ZM27 124V125H28ZM31 124V123H30ZM72 124V123H71ZM80 124V123H79ZM93 124V123H92ZM91 124V126H92ZM99 124V123H98ZM102 124V123H100ZM99 124V126H100ZM103 124H102V127H103ZM116 124V122H115ZM120 124V123H118ZM198 124V123H197ZM225 124V123H224ZM15 125V124H14ZM20 126V124H18ZM38 125V123H37ZM40 125V124H39ZM62 125V124H61ZM84 125V124H83ZM97 125V123L95 124ZM94 125V126H95ZM147 125V124H146ZM149 125V126H150ZM174 125V124H173ZM195 125V124H194ZM206 125V124H205ZM30 126V125H29ZM27 126V127H29ZM33 126V124H32ZM90 126V127H91ZM105 126V125H104ZM110 126V127H111ZM176 128H177V125H175ZM188 126V123L187 125ZM185 126V127H186ZM190 126V124H189ZM192 126V125H191ZM202 126V125H201ZM200 126V128H202ZM223 126V125H222ZM49 127H53V124H48L47 125V128L46 129H49ZM61 127V126H60ZM77 127V126H76ZM88 126V124L86 125L85 124V128H90ZM93 127V126H92ZM108 127V126H107ZM181 127V126H180ZM183 127V125H182ZM193 127V126H192ZM191 127V128H192ZM18 129H20L19 127H16L14 128L15 129V132L16 133H19L18 132ZM30 128V127H29ZM43 128H45L43 126ZM95 127L91 128L93 130H95L97 132V134L99 133L100 135H96V133L93 131V134L96 137V139L98 138V136H101V133H103V130L98 127L96 129H94ZM104 128V127H103ZM121 128V127H120ZM126 128V127H125ZM149 127V129H151ZM173 128V127H172ZM179 128V127H178ZM195 128V127H194ZM25 128H23L24 130ZM39 129V128H38ZM129 129V128H127ZM134 129V128H133ZM145 129V128H144ZM147 129V127H146ZM148 129V130H149ZM175 129V128H174ZM190 129V127H189ZM220 129V128H219ZM28 130V128H27ZM27 130H24L25 132ZM30 130V129H29ZM35 131L37 129H34ZM53 130V129H52ZM51 130V131H52ZM56 130V129H55ZM54 130V131H55ZM84 130V129H83ZM179 130V129H178ZM183 131L185 130L182 129ZM180 129V132L182 131ZM197 130V129H196ZM217 130V129H216ZM215 130V131H216ZM68 131V130H67ZM74 130L72 129L71 132H73ZM76 131V130H75ZM74 131V132H75ZM92 131V130H91ZM131 131V129L129 130ZM182 131V132H183ZM188 131V130H187ZM190 131V130H189ZM192 131V130H191ZM218 131V130H217ZM223 131V130H222ZM221 131V132H222ZM22 134L20 135H23L24 136V132L21 131ZM31 132V131H30ZM29 132V134H31ZM38 132V131H36ZM43 131L41 130V133ZM45 132V131H44ZM53 132V131H52ZM64 132V131H63ZM69 132V131H68ZM150 132V131H149ZM147 133V136L150 134V133ZM175 132V131H174ZM181 132V134H182ZM186 132V131H185ZM184 132V133H185ZM27 133V132H26ZM25 133V134H26ZM57 133V132H56ZM55 133V134H56ZM62 133V132H61ZM75 133H79V132H75ZM84 133V132H83ZM85 133L87 134V131H85ZM84 133V134H85ZM91 134V132H89ZM88 133V134H89ZM107 133V132H106ZM103 133L105 136H108L109 133ZM113 133V132H112ZM152 133V132H151ZM152 133V134H153ZM179 133V131H178ZM192 133V132H191ZM190 133V134H191ZM195 133V132H194ZM28 134V135H29ZM37 134V133H36ZM40 135V133H38ZM45 134V133H44ZM44 134L42 136H44ZM58 136H59V132L57 133ZM64 133H62V135H60V137L62 139H57L56 137H51L54 141H59V142H55V143H59L63 146V150L64 147H65V144L67 143L66 140L67 139H73L75 140V142H78V143H82V141H84V139L77 135V134H71L69 135V137H66L63 135ZM66 134V133H65ZM79 134H82L79 133ZM114 134V133H113ZM136 135H138L137 133H135ZM134 134V135H135ZM152 134H150L152 136ZM156 134V135H157ZM171 134V133H169ZM176 134V133H175ZM32 135V134H31ZM31 135H29L30 137H32ZM49 136L50 138V135L49 134H45V136ZM83 135V134H82ZM93 135V136H94ZM109 135H112V134H109ZM115 135V134H114ZM135 135V136H136ZM144 134L141 135V137L143 136ZM161 135V134H160ZM159 135V136H160ZM192 135V134H191ZM196 135V134H195ZM199 135H201L200 133L196 136L198 137ZM203 135V134H202ZM201 135V136H202ZM222 136V134H220ZM27 137V134L25 135ZM24 136V137H25ZM28 136V137H29ZM41 136V135H40ZM47 136V137H48ZM53 136V135H52ZM92 136V135H91ZM92 136V137H93ZM94 136V137H95ZM117 136V135H116ZM134 136V137H135ZM146 137V135H144ZM151 136H148L150 138H152ZM174 136V135H173ZM172 136V137H173ZM176 136V135H175ZM194 136V134H193ZM199 136V137H201ZM25 137V138H26ZM36 137V136H34ZM86 137V136H85ZM89 137V136H87ZM91 137V140L93 139ZM104 137V136H103ZM111 137V136H110ZM144 137V138H145ZM154 137V136H153ZM170 137V136H169ZM168 137V139H169ZM177 137V136H176ZM224 137V136H223ZM38 138V137H37ZM106 138V137H104ZM113 139H117L118 137L114 138V137H111ZM110 138V139H111ZM175 138V137H174ZM172 138V139H174ZM179 138V137H178ZM183 138V141H185L184 137ZM46 139V138H45ZM48 139V138H47ZM86 139H89V138H86ZM85 139V140H86ZM95 139V138H94ZM93 139V140H94ZM103 139V138H101ZM100 139V140H101ZM109 139V136L108 138ZM106 139V140H107ZM109 139V140H110ZM132 139V138H131ZM135 139V138H134ZM139 139V138H138ZM158 139V137H157ZM163 139L162 137H160L159 140ZM165 139V137H164ZM170 139V140H172ZM187 139V138H186ZM191 139V138H190ZM222 139V138H221ZM50 141V139H48ZM52 140V141H53ZM71 140V141H73ZM82 140V141H81ZM92 140V142H94ZM118 140V139H117ZM142 140V139H141ZM177 140V139H176ZM189 140V139H188ZM89 141V140H87ZM104 141V140H103ZM129 141V140H128ZM130 141H135V140H130ZM139 141V140H138ZM146 141V140H145ZM258 141V142H257ZM65 142V143H64ZM75 142L71 143V144H74ZM91 142V141H90ZM109 142H113L112 140L109 141ZM119 141H117V144ZM155 142V141H153ZM162 142V141H161ZM166 142V141H165ZM191 142H194V143H191L192 145H195L193 148L199 146V147H202V148H205L206 149V153L207 155H211L213 154V151H217V150H220V145L222 144V141L218 140L215 136H213V134H211L210 136H208V138H206L205 140H202L200 141H197L196 138L194 141H191ZM225 142V141H223ZM33 143V141H32ZM51 143V141H50ZM54 143V142H53ZM78 143H75L74 145H78ZM84 143V142H83ZM82 143V145H83ZM86 143V142H85ZM126 143H129V142H126ZM150 143V142H149ZM68 144H69V141H68ZM87 144V143H86ZM85 144V148H86V145ZM160 144V143H159ZM183 144H186V143H183ZM188 144V143H187ZM260 144V145H259ZM26 145V144H25ZM36 145V144H35ZM60 145V146H61ZM67 145V144H66ZM121 145V144H120ZM126 145V144H125ZM143 145V143H142ZM197 145V146H196ZM40 146V145H39ZM72 145H70V147L67 145V147H69L68 150H72L73 148H71ZM114 146V145H113ZM118 146V145H117ZM123 146V145H122ZM148 146V145H147ZM225 146V145H224ZM29 147V146H27ZM74 147V146H73ZM80 147V145H79ZM81 146V148H84ZM160 147V145H159ZM30 148V147H29ZM32 148H35L34 146ZM119 148V146H118ZM143 148V147H142ZM192 148V147H191ZM228 148V149H229ZM261 148V149H260ZM135 149V148H133ZM144 149V148H143ZM160 149V148H159ZM166 149V148H165ZM204 149V151H205ZM222 149V148H221ZM226 149V151L228 150ZM244 149L242 148L241 150L244 151ZM264 149V148H263ZM31 149H25V152L28 151V154L30 153ZM149 150V149H148ZM163 150V149H162ZM223 150V149H222ZM249 150V151H248ZM39 151L42 152V150L40 149ZM66 151V150H65ZM131 151V150H130ZM129 151V153H130ZM133 151V150H132ZM150 151V150H149ZM201 151V150H200ZM204 151H203V154H204ZM230 150H228L227 153H229ZM240 151V150H239ZM50 152V151H49ZM48 152V153H49ZM135 152V151H134ZM145 152V151H144ZM158 152V151H157ZM164 153L166 151H163ZM223 152V151H222ZM39 153V152H38ZM37 153V155H38ZM45 153V152H43ZM43 153H40L41 155ZM47 153V154H48ZM51 153V152H50ZM156 153V151H155ZM190 153V152H189ZM205 153V154H206ZM47 154H44V157L45 155ZM53 154V152H52ZM131 154V153H130ZM134 154V153H133ZM139 154V153H138ZM147 154H149L147 152ZM152 154V153H151ZM163 154V153H162ZM161 154V155H162ZM166 154V153H165ZM169 154V153H168ZM194 154V153H193ZM215 154V153H214ZM213 154V155H214ZM219 154H220V151H219ZM230 154V153H229ZM228 154V155H229ZM233 154V153H231ZM40 155V156H41ZM49 155V154H48ZM47 155V156H48ZM51 155V154H50ZM63 155V154H62ZM112 155V154H111ZM110 155V156H111ZM121 155V154H120ZM126 155V154H125ZM156 155V154H155ZM167 155V154H166ZM172 155V154H171ZM170 155V156H171ZM190 155V154H189ZM188 155V156H189ZM206 155V156H207ZM208 155V156H209ZM227 154L224 155L226 158H228ZM239 155V154H238ZM243 155V154H242ZM241 155V156H242ZM59 156V155H58ZM61 156V155H60ZM59 156V157H60ZM134 156V155H133ZM142 156H144L142 154ZM164 156V155H163ZM169 156V155H168ZM178 156V155H177ZM193 156V155H192ZM192 156H189L191 157V160L194 162L195 161V164H197V158H194ZM202 156V155H201ZM205 156V155H204ZM203 156V158H204ZM216 156V154H215ZM214 156V157H215ZM245 156V155H244ZM258 156V157H257ZM31 157V155H30ZM34 157H37V156H34ZM43 157V158H44ZM57 156H54V158H56ZM107 157V156H106ZM116 157V156H115ZM119 157V156H118ZM137 157V156H136ZM147 157V156H146ZM154 157V156H152ZM160 157V156H159ZM184 157V156H183ZM182 157V158H183ZM218 157V156H216ZM231 157V156H230ZM236 157V155L234 156ZM42 158V156L40 157ZM52 157V159H54ZM63 158V157H62ZM113 158V156H112ZM144 158V157H142ZM149 160H151L152 158L151 157H148ZM151 158V159H150ZM158 158V157H157ZM166 158V157H165ZM169 158V157H168ZM211 158V157H209ZM226 158H223L224 160ZM246 158V157H245ZM45 159V158H44ZM43 159V160H44ZM110 159V158H109ZM133 157H130L129 156H125L123 158H121V161H120V164L121 167L123 168V172L121 173L120 172V175H119V181L118 179L117 183L115 180L109 178L110 180H113L114 182L117 183V186L119 188H124L127 192H129L128 194H132L134 197L133 199L135 200H139V201H142V198H143V194L141 195L140 193H138L136 190L133 189V180H136V179H133L135 176H133V174L136 172L133 171V164L132 162L135 161ZM140 159V158H139ZM180 159V158H179ZM190 159V158H189ZM206 159V157H205ZM218 159L220 158H217V162H218ZM61 160V159H60ZM60 160H59V165H63L64 163H60ZM67 159H65V162ZM101 160V159H100ZM154 160V159H153ZM159 159H155L154 161H158ZM166 160V159H165ZM165 160H161V162L165 161ZM201 160V159H200ZM222 160V158H221ZM243 160V159H242ZM41 161V159H40ZM56 160H55V163H57ZM95 161V160H94ZM160 161V160H159ZM158 161V162H159ZM177 161V159H176ZM188 161V160H187ZM186 161V162H187ZM204 161V160H203ZM209 161V159H208ZM207 163H210V164H213L211 162H208ZM215 161V160H214ZM226 161V160H225ZM237 161V160H236ZM39 162V161H38ZM44 162V161H42ZM41 162V163H42ZM53 162V161H52ZM91 162V161H89ZM107 162V161H106ZM139 162V160H138ZM162 162V163H163ZM167 162V161H166ZM174 162V161H173ZM172 162V163H173ZM186 162L185 160H181L178 162V167H176V171L173 170V172L175 173L176 172V175H179L177 173V171H182V172H186L189 176L191 175L190 173H192L190 170V172L188 173V169H190V167L187 169V165H186ZM223 164H224V161H222ZM241 161H238V163H240ZM97 163V162H96ZM137 163V162H135ZM147 163H150L147 162V159L143 160L141 159L140 160V163L138 164H147ZM177 163V162H176ZM202 163V162H201ZM200 163V164H201ZM219 163V162H218ZM236 163V162H235ZM242 163V162H241ZM58 164V163H57ZM88 164V163H87ZM90 164V163H89ZM88 164V166H89ZM105 164V163H104ZM110 164V163H109ZM107 164V165H109ZM154 164H158V163H154ZM170 164V163H169ZM193 164V165H195ZM200 164L198 165L199 166V169L200 167L202 166H205L202 164V166H200ZM206 164V163H204ZM222 164V163H221ZM260 164V165H261ZM40 165V164H38ZM91 165V164H90ZM106 165V164H105ZM106 165V166H107ZM137 165V164H136ZM135 165V166H136ZM164 165V164H163ZM176 165V164H175ZM190 165V164H189ZM213 165H217V164H213ZM236 165V164H235ZM249 165V164H248ZM251 165V166H252ZM257 165V164H256ZM92 172L95 171L98 173L99 176H103V175H106L102 172L101 168L98 167V165H95V163L93 164L92 162ZM100 166V165H99ZM104 166V165H103ZM105 166V167H106ZM148 166V165H147ZM172 166V165H171ZM196 166V165H195ZM194 166V167H195ZM220 166V165H219ZM232 166V165H231ZM36 167V166H35ZM38 167V166H37ZM90 167V166H89ZM144 167V166H143ZM142 167V168H143ZM146 167V165H145ZM208 167V165H207ZM205 166V168H207ZM213 168V166H211ZM211 167L209 166V169H211ZM215 167V166H214ZM221 167V166H220ZM218 167V168H220ZM238 167V165H237ZM242 167V166H241ZM260 167V168H261ZM39 168V167H38ZM104 168V167H102ZM150 168V166H149ZM156 168V167H155ZM196 169L198 167H195ZM230 168V167H229ZM228 168V169H229ZM236 168V167H235ZM258 168V169H260ZM94 169V170H93ZM109 169L106 167V170ZM118 169V168H117ZM139 169V168H138ZM145 169H148V168H145ZM167 169V168H166ZM170 169V168H169ZM175 169V168H173ZM179 169V170H178ZM203 168H201L200 170H202ZM227 169V170H228ZM231 169V168H230ZM229 169V170H230ZM90 170H91V167H90ZM105 170V169H103ZM116 170V169H115ZM137 170V169H136ZM141 170V169H140ZM151 170V169H150ZM148 170V171H150ZM198 170V169H197ZM199 170V171H200ZM206 170V169H205ZM215 170V169H214ZM222 170V169H221ZM226 170V169H225ZM235 170V169H234ZM246 170V168H245ZM256 170V169H255ZM39 171V170H38ZM111 171V170H109ZM139 171V170H138ZM144 171V170H143ZM169 171V170H168ZM172 171V170H171ZM196 171V170H195ZM213 171V169H212ZM211 171V173H212ZM220 171V170H219ZM233 171V170H232ZM250 171V170H249ZM253 171V170H251ZM262 172L264 170H261ZM41 172H42V169H41ZM94 172V173H95ZM119 172V171H118ZM118 172L116 174H118ZM153 172V171H152ZM151 172V173H152ZM201 172V171H200ZM198 172V173H200ZM242 172V168H238L236 171L232 172L231 174H229L228 172V176L227 174L226 177H220V173L219 172V176H214V175H211L209 177H207V180H208V183L206 181V178H205V181L203 182V179H202V182L204 183V185H202L203 183L200 181V183L202 184H199L198 187L200 185L205 186V184L208 186V184H210L211 186L215 187V189L213 187H211V189H209V194L211 195L212 192L211 190L214 192L215 190V193H218L221 192L222 193H225L226 194H238V195H242L243 197H246V199L249 201V210L251 211V216H250V220H251V224H255L256 226H254V228H257L259 229L261 227V224L262 222L264 221V173H252V177L253 178H260V181L256 183H251L248 185V187H243L241 186V177L238 178L237 174L241 173ZM257 172V171H256ZM260 172V171H259ZM40 173V171L38 172ZM107 173V171H106ZM108 173H111L112 172H108ZM137 174H139L138 172H136ZM134 174V175H137V174ZM141 173V171H140ZM154 173V172H153ZM152 173V174H153ZM157 173V172H156ZM155 173V174H156ZM197 173V171H196ZM196 173H192V176H194ZM159 174V173H158ZM194 174V175H193ZM203 174V170L201 172V174L199 175H202ZM109 175V174H108ZM141 175V174H140ZM140 175H138V177H140ZM143 175V174H142ZM141 175V176H142ZM164 174H162L163 176ZM209 175V174H208ZM41 176V174L39 175ZM107 176V175H106ZM113 176V174H112ZM147 176V175H146ZM145 176V178H146ZM155 176V175H154ZM157 176V175H156ZM186 176V177H187ZM203 176V175H202ZM177 177V176H174V178ZM244 177V176H243ZM39 178V177H38ZM104 178V177H103ZM107 178V177H106ZM114 178V177H112ZM137 178V176H136ZM144 178V177H143ZM158 178V177H157ZM166 178V177H165ZM183 178V177H182ZM189 180H192L194 181L195 178L193 177H187ZM197 178V177H196ZM202 178V177H201ZM245 178V177H244ZM138 179V178H137ZM140 179V178H139ZM152 179L151 178V182H152ZM156 179V178H154ZM164 179V178H163ZM163 179H161L163 181ZM171 179V178H170ZM168 178V180H170ZM173 179V178H172ZM172 179L170 181H172ZM185 179V178H184ZM249 179V178H248ZM145 180V179H144ZM196 180V179H195ZM201 180V179H200ZM243 180V179H242ZM138 181V180H136ZM160 181V182H162ZM165 181V180H164ZM163 181V182H164ZM177 181V180H176ZM184 181V180H183ZM183 181H178L176 182L175 184V187L173 186L172 188H175V192L171 193V190L169 191V193H165L164 191H166V189L163 190V194L164 196H166L167 194H170V197L171 199H169V195H167L166 197L168 198L167 201L170 203L171 202V205L176 206L177 205H180L179 207L181 206H184V211L185 212H189L187 210H190L191 207L193 208V206L195 204H192L190 209H187L185 210V208H188V203H192V201L189 199V202H186L184 201V198H183V190L185 189V185L187 184L186 182H183ZM186 181V180H185ZM190 181V183L192 182ZM112 182V181H111ZM158 182V180H157ZM188 182V181H187ZM196 183L192 182L193 185L194 184H197V182H199V180L197 179L195 181ZM206 182V183H205ZM243 182V181H242ZM149 183V181L147 182V184ZM166 183V182H165ZM186 183V184H185ZM113 184V183H112ZM146 184V185H147ZM151 184V183H150ZM153 184V183H152ZM157 184V183H156ZM161 184V183H160ZM158 184L156 187V185L154 184V186H151L154 190H155V187L156 188H159L158 191L156 192H159L160 187ZM149 185V184H148ZM147 185V187H148ZM173 185V183H172ZM188 185V184H187ZM186 185V186H187ZM209 185V187H210ZM112 185H110L109 187H111ZM112 187V189L115 191L116 189H118V187ZM171 186V185H170ZM135 187V186H134ZM145 187V189L147 188ZM150 187V186H149ZM163 187V186H162ZM167 187V186H166ZM201 187V186H200ZM199 187V188H200ZM236 190H234L235 188ZM137 188V187H136ZM187 188V187H186ZM190 187H188L187 189H189ZM195 188V187H194ZM203 188V187H202ZM201 188V189H202ZM216 188H219V190L221 191H216ZM234 188V189H233ZM132 189V190H131ZM150 189V188H149ZM148 189V190H149ZM134 190V191H133ZM152 190V189H151ZM169 190V189H168ZM188 191V190H187ZM200 191V190H199ZM205 191V190H204ZM144 192V191H143ZM145 192L147 193L148 195V192L145 190ZM144 192V193H145ZM156 192L154 193L156 195ZM167 192V191H166ZM185 192V191H184ZM202 192H203V189H202ZM201 192V193H202ZM231 192V193H230ZM235 192V193H233ZM188 193V192H187ZM199 193V192H198ZM200 193V194H201ZM204 193V192H203ZM202 193V194H203ZM215 193H213L212 195H214ZM158 194V193H157ZM185 194V193H184ZM208 193H206V196H207ZM145 195V194H144ZM150 195V194H149ZM205 195V193H204ZM203 195V196H204ZM211 195V197H212ZM224 195V194H223ZM146 196V195H145ZM144 196V198H145ZM161 196V195H160ZM163 196V197H164ZM188 195L184 196V197H187ZM199 196V195H198ZM209 196V195H208ZM219 196V195H217ZM225 196V195H224ZM237 196V195H236ZM239 196V197H240ZM157 197V195H156ZM216 196H214L215 198ZM228 197V195H227ZM189 198V197H188ZM197 198V197H196ZM213 198V197H212ZM224 198V197H222ZM233 198V197H232ZM232 198H231V201H232ZM237 198V197H235ZM147 199V197H146ZM144 199L142 202H145ZM159 199V198H158ZM162 199V198H161ZM187 199V198H186ZM185 199V200H186ZM210 200V198H207ZM206 199V200H207ZM242 200V198H240ZM245 199V198H244ZM128 200V199H127ZM165 200V199H163ZM171 200V201H170ZM209 200H208V205H209ZM218 200V199H217ZM223 200V199H222ZM226 200V199H225ZM235 200H239L238 199H235ZM166 201V200H165ZM166 201V202H167ZM191 201V202H190ZM195 201V200H194ZM200 201V200H199ZM219 202L221 201L220 199L218 200ZM227 201V200H226ZM225 201V202H226ZM240 201V200H239ZM165 202V203H166ZM197 203V201H195ZM223 202V201H222ZM223 202V203H225ZM230 202V200H229ZM169 203L167 205H169ZM194 203V202H193ZM199 203V202H198ZM212 203H214L212 201ZM231 203V202H230ZM239 203V202H238ZM237 203V204H238ZM243 203V202H242ZM210 204H211V200H210ZM215 204V203H214ZM219 204V203H218ZM221 204V203H220ZM226 204V203H225ZM234 204V203H233ZM236 204V202H235ZM247 204V203H246ZM143 205V204H141ZM224 206V204H222ZM165 206V205H164ZM172 206V207H173ZM190 206V204H189ZM199 206V205H197ZM216 206V205H214ZM222 206V207H223ZM226 206V205H225ZM228 206L230 207V205L228 204ZM145 207V206H144ZM143 207V208H144ZM178 207V206H177ZM178 207V208H179ZM196 207V205L194 206V208ZM212 207V205H211ZM227 207V206H226ZM228 207V208H229ZM241 207V206H239ZM168 208H171L168 206ZM216 208V207H215ZM242 208V207H241ZM245 208V206H244ZM142 209V208H141ZM182 209V208H180ZM220 209V208H219ZM224 209V208H223ZM223 209L222 212L224 211ZM246 209V208H245ZM169 210V209H168ZM174 210V209H172ZM177 210V209H176ZM215 210V209H214ZM227 210V209H226ZM171 211V210H170ZM194 211V210H193ZM217 211V210H215ZM243 211V210H242ZM241 211V212H242ZM247 211V210H246ZM245 211V212H246ZM249 211V213H250ZM142 212V211H141ZM165 212H168V211H165ZM219 212V211H217ZM171 213V214H170ZM169 214H167V217H165V221L163 223L165 224H161L162 227L165 228V233L166 235L168 236H171L175 234H173V230H174V223H173V217L171 216L173 213L172 211L170 212ZM192 213V212H191ZM243 213V212H242ZM241 213V214H242ZM140 214V213H139ZM146 214V213H144ZM163 215V214H162ZM169 215V216H168ZM219 215V214H218ZM217 215V216H218ZM225 213H223V215L221 214V216H224ZM243 215V214H242ZM164 216V215H163ZM166 216V215H165ZM241 216V215H240ZM248 216V215H247ZM225 218V217H224ZM175 219V218H174ZM241 219V218H240ZM239 219V221H240ZM243 219V217H242ZM245 219H248V218H245ZM177 220V218H176ZM179 220V219H178ZM221 220H222V217H221ZM227 220V219H226ZM248 220V221H250ZM247 221V220H246ZM162 222V221H161ZM160 222V223H161ZM204 222V221H203ZM205 222H208V221H205ZM242 222V220H241ZM179 223V221L177 222ZM209 223V222H208ZM213 223V222H212ZM215 223V222H214ZM222 223V222H221ZM244 223V222H243ZM246 223V222H245ZM206 224V223H205ZM135 225V224H134ZM180 226V224H177V226ZM188 225V224H187ZM211 226V224H209ZM209 225H207L206 227L204 226V224L202 226H204L205 228H207ZM214 225V224H213ZM217 225V224H216ZM238 225V224H237ZM201 226V225H200ZM201 226V227H202ZM209 226V227H210ZM185 227V226H184ZM190 227V226H189ZM203 227V228H204ZM208 227V228H209ZM212 227V226H211ZM216 227V226H215ZM219 227V226H218ZM154 228V226H153ZM159 228V227H158ZM181 228V227H180ZM205 228L203 230H205ZM214 228V226H213ZM211 228V229H213ZM224 228V227H223ZM250 228H252V226H250ZM134 229V228H133ZM151 229V227H150ZM176 229V228H175ZM202 229V228H201ZM210 229V228H209ZM156 230V229H155ZM181 230V229H180ZM185 230V229H183ZM207 230V229H206ZM218 230V228H214V231H211L209 230V236L207 237V232L205 233H201L200 235L202 234H207L206 237H200V239L202 240V243H201V240H200V245L199 246H203V240L206 239V246L208 247L206 250L210 249V246L212 247V249H217L220 251L221 253V250L225 249L228 247V244L226 245V242L229 243L228 241L234 237V241L237 242V248L236 249H241L240 251H238L239 253H237V255H230L231 256V263L232 264H252V259L255 258L256 256H260L262 254H264V235H262V232H251L249 233L248 235H240L241 234V231H236V233L234 232H229L231 230H225V231H228L226 233V235L222 232H219V231H216ZM191 231V230H190ZM193 231H194V228H193ZM202 232V230H200ZM199 231V233H200ZM156 232V231H155ZM183 232V231H182ZM194 232H197V231H194ZM193 232V233H194ZM164 233V234H165ZM186 233V232H185ZM162 234V233H161ZM163 234V235H164ZM190 234V233H189ZM237 234V235H235ZM6 235V234H5ZM141 235V234H140ZM165 235V238H167ZM177 235H178V232H177ZM181 235V234H180ZM185 236V234H183ZM182 235V236H183ZM187 235V233H186ZM193 235V234H192ZM203 235V236H205ZM4 236V235H2ZM193 237V236H192ZM0 238H1V233H0ZM6 238V237H4ZM8 238V236H7ZM15 238H17L15 236ZM181 238V237H180ZM183 238V237H182ZM199 238V237H198ZM204 238V239H203ZM164 239V238H163ZM161 239V240H163ZM170 239V238H169ZM185 239V238H184ZM195 239V238H193ZM233 239V238H232ZM5 240V239H4ZM8 240V239H7ZM165 240V239H164ZM172 240V239H171ZM188 240V239H187ZM185 240V241H187ZM6 241V240H5ZM190 241V240H189ZM188 241V242H189ZM209 242V244H208ZM2 243V241H1ZM5 243V242H4ZM2 243V245L4 244ZM169 243V242H168ZM187 243V242H186ZM194 243V242H193ZM7 244V243H6ZM4 244V245H6ZM161 244V243H160ZM192 244V243H191ZM198 244H199V240H198ZM197 244V245H198ZM205 244V243H204ZM210 246H208V245ZM180 245V244H179ZM189 245V244H188ZM195 245V244H194ZM162 246V244H161ZM166 246V244L164 245ZM164 246H163V249H164ZM198 246V247H199ZM245 246L244 248L246 249H243L242 247ZM172 247V246H171ZM177 247V246H176ZM175 247V248H176ZM205 247V246H204ZM166 248V247H165ZM181 248V246H180ZM194 248V247H193ZM201 247L198 248V251ZM206 248V247H205ZM228 249V248H227ZM230 249V248H229ZM172 250V249H171ZM204 250L203 248L200 250V253L201 251ZM216 251H210V253H205L203 251V253L201 254H206V255H203V256H210L208 257L210 260L209 263L208 261H199L197 258V255H195V258H194V254H193V257H187V253L185 254V256L188 258V260H177L176 259V264H219V263H222V262H217L216 259L217 257L220 258L217 254V257L216 255H214ZM177 250H175L176 252ZM196 251V250H195ZM179 252V250H178ZM181 252V251H180ZM179 252V253H180ZM206 252H209V251H206ZM178 253V255H179ZM219 253V255H220ZM189 254V253H188ZM208 254V255H207ZM216 254V253H215ZM176 255H177V252H176ZM175 255V256H176ZM180 256V255H179ZM183 257H185L184 255H182ZM190 256V255H188ZM201 256V255H200ZM203 256H201L203 258ZM222 256H224V254H222ZM221 256V257H222ZM252 256H255L252 258ZM170 257V256H169ZM178 256H176L175 258H177ZM200 257V259H201ZM225 257V256H224ZM174 258V259H175ZM182 258V257H181ZM223 258V257H222ZM171 259V258H170ZM169 259V260H170ZM228 259V258H227ZM203 260H205V257L203 258ZM221 261V260H220ZM229 261V260H228ZM258 264H264V255L260 256L257 260ZM160 262V261H159ZM167 262V261H166ZM169 262V263H168ZM167 263L170 264V261H168ZM173 262V264H174ZM158 263V262H157ZM165 263V261L163 262ZM145 264H149L148 262L145 263ZM150 264H153V263H150ZM166 264V263H165ZM223 264V263H222ZM228 264V263H227Z\"/></svg>","mask_w":264,"mask_h":264}]
</instances>
